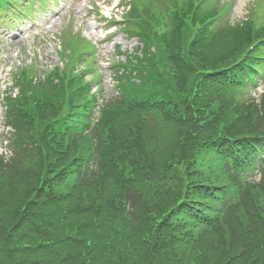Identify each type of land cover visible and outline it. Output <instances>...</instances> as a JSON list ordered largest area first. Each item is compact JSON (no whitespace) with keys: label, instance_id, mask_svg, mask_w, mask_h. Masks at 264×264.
Returning <instances> with one entry per match:
<instances>
[{"label":"trees","instance_id":"16d2710c","mask_svg":"<svg viewBox=\"0 0 264 264\" xmlns=\"http://www.w3.org/2000/svg\"><path fill=\"white\" fill-rule=\"evenodd\" d=\"M197 4L165 0L138 15L147 76L125 84L126 110L104 112L97 137L81 138L98 148V167H83L89 159L77 162V148L48 131L37 149L27 130L13 156H0L1 176L17 177L14 188L0 182V264H264V94L258 105L225 92L237 69L244 83L251 67L229 66L264 42V25L246 22L233 45L209 53L204 32L188 44L191 19L201 25L208 13L206 0ZM56 112L37 109L31 124L40 130ZM254 166L258 180L245 182Z\"/></svg>","mask_w":264,"mask_h":264},{"label":"rangeland","instance_id":"374dc122","mask_svg":"<svg viewBox=\"0 0 264 264\" xmlns=\"http://www.w3.org/2000/svg\"><path fill=\"white\" fill-rule=\"evenodd\" d=\"M118 0H113V2H116ZM255 0H233L231 2V5L229 7V1L228 0H220L218 2L217 8H229L228 11H230L229 19L231 22H238V26L244 24L251 19L255 24L259 25L262 24V20H264L263 17L253 18V14L251 10L254 11L253 5ZM144 2H147V0H144ZM109 0H73L72 5H74V9L71 8V12L64 13L61 15V17H57L53 15L52 13H43V16H35L33 20L38 19L37 21H30L26 25L27 27L29 25L33 24H40L42 25L41 29L36 30L37 35H32V32L30 33H23L21 36H15L13 39H5V35L3 36V33L0 35V121L2 118L3 113V106H2V95L7 89V87L11 84V71L14 69L17 65L30 61L31 59H36L37 61L41 62L42 64L48 65L52 67L55 63L59 62V57L57 55L56 50V44L57 41L55 39V36L58 35V31H62L67 28V26H72L75 30H79L82 32L84 36H87L90 39L95 40L94 34L88 30V21L95 18V11L97 10L96 7H98L101 10H105V4H108ZM73 7V6H72ZM59 8H55V11H57ZM109 7L107 8V10ZM98 11V10H97ZM92 12V15L90 14ZM251 12V13H250ZM120 13V12H118ZM260 14H264L263 9H259ZM73 14V16H71ZM41 17V18H38ZM74 22V23H72ZM93 26V22H92ZM125 33V34H124ZM122 32L121 37L119 38L116 36L114 39L119 42V45L121 46L119 53L117 54V46L113 44H97V47H95L94 51V58L88 59L84 63H82V66L86 67L88 65H91L88 63V61L91 60V63L94 66V70L96 69L99 72V75L103 77L101 80V88L102 91L98 86H95L91 89L92 93H99L100 98L101 94L104 99H110V98H117L116 102L120 99V90L118 88V83L116 77L114 76L115 71L112 69L110 70L108 65L109 63L113 64L116 60L125 61L128 59L130 55H141L139 51H137L136 47H141V42L137 38H129L127 33L124 31ZM230 44L233 45L234 40L229 39ZM228 42L222 43L221 46L225 45ZM210 53V52H209ZM209 53L205 54V57H209ZM133 60V59H132ZM205 61H207L205 59ZM60 64V63H59ZM215 66L217 67L218 64L215 63ZM121 73V70L116 73L119 75ZM91 79L92 76H88ZM135 80V79H134ZM131 82V81H130ZM264 86V85H263ZM264 87L259 86L254 91H252L251 96H255L256 100L260 102V105L262 104V98L264 94ZM90 92V94H91ZM46 101H50L49 98L45 99ZM241 102V101H240ZM53 109H56V106H52ZM51 108V109H52ZM127 122L126 117H115L112 118V123L121 126V124H124ZM167 125V124H166ZM168 130H170V127H166ZM1 123H0V132H1ZM167 139V136H166ZM65 148H70L66 147ZM0 150H4L1 138H0ZM73 151L74 148H71ZM5 173L0 172V182L4 185L7 182H9V186L11 188L15 187V184H17V177L14 179L11 177L10 174L3 176L6 179L5 180L1 175ZM7 186V190H8Z\"/></svg>","mask_w":264,"mask_h":264}]
</instances>
